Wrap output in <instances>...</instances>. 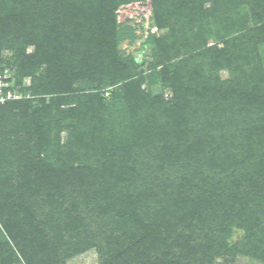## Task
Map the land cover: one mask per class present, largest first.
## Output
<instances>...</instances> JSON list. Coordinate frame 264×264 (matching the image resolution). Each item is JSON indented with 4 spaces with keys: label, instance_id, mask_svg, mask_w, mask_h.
Masks as SVG:
<instances>
[{
    "label": "trees",
    "instance_id": "16d2710c",
    "mask_svg": "<svg viewBox=\"0 0 264 264\" xmlns=\"http://www.w3.org/2000/svg\"><path fill=\"white\" fill-rule=\"evenodd\" d=\"M146 1L0 0V264H264V0Z\"/></svg>",
    "mask_w": 264,
    "mask_h": 264
},
{
    "label": "rangeland",
    "instance_id": "374dc122",
    "mask_svg": "<svg viewBox=\"0 0 264 264\" xmlns=\"http://www.w3.org/2000/svg\"><path fill=\"white\" fill-rule=\"evenodd\" d=\"M150 0H147L146 2H136V3H130L124 6H120L117 9V20L119 22L123 21H129L134 26H142L144 28L143 34H147V28L150 27L149 25V16H150ZM140 26V27H141ZM150 31H154V27L149 28ZM149 31V30H148ZM141 30L138 28V33H140ZM142 40L137 41H131L124 40L120 44V49H122L125 52H132L134 55H143L142 52L138 50V47L140 45ZM223 76H225V72L222 73ZM26 83L29 81V78H26ZM169 91L165 90V95H168ZM220 261V259L218 260ZM67 264H99L98 262V256L94 249H90L87 251L81 252L78 255H75L67 260ZM220 264V263H216ZM234 264H260L259 262H256L254 260H250L247 258H237Z\"/></svg>",
    "mask_w": 264,
    "mask_h": 264
},
{
    "label": "built area",
    "instance_id": "2783aa9c",
    "mask_svg": "<svg viewBox=\"0 0 264 264\" xmlns=\"http://www.w3.org/2000/svg\"><path fill=\"white\" fill-rule=\"evenodd\" d=\"M21 97L20 92L14 88V78L10 69L8 67H0V104Z\"/></svg>",
    "mask_w": 264,
    "mask_h": 264
}]
</instances>
